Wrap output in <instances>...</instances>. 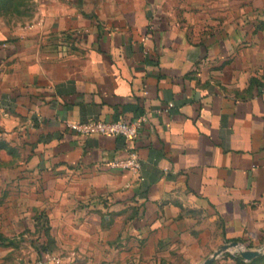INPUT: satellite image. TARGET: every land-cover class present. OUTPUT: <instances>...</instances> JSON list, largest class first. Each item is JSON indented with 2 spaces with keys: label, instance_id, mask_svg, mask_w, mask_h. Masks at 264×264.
<instances>
[{
  "label": "crops",
  "instance_id": "1",
  "mask_svg": "<svg viewBox=\"0 0 264 264\" xmlns=\"http://www.w3.org/2000/svg\"><path fill=\"white\" fill-rule=\"evenodd\" d=\"M38 1L0 19V264H264L205 263L264 246V0Z\"/></svg>",
  "mask_w": 264,
  "mask_h": 264
},
{
  "label": "built area",
  "instance_id": "2",
  "mask_svg": "<svg viewBox=\"0 0 264 264\" xmlns=\"http://www.w3.org/2000/svg\"><path fill=\"white\" fill-rule=\"evenodd\" d=\"M144 120V115H138L130 119L119 117L114 119L86 118L83 120H67L66 124L79 134H113L120 135L125 139H132L137 135ZM108 164L111 167H119L127 169L132 173H137L140 168V159L137 151L134 148H129L126 155L111 159L108 161ZM244 248L246 246L240 241L234 246V250L239 253Z\"/></svg>",
  "mask_w": 264,
  "mask_h": 264
},
{
  "label": "rangeland",
  "instance_id": "3",
  "mask_svg": "<svg viewBox=\"0 0 264 264\" xmlns=\"http://www.w3.org/2000/svg\"><path fill=\"white\" fill-rule=\"evenodd\" d=\"M38 2V0H0V19L11 26L31 22ZM62 257L65 259L64 264H84L90 258L88 255L77 253V250L70 249L63 252Z\"/></svg>",
  "mask_w": 264,
  "mask_h": 264
},
{
  "label": "water",
  "instance_id": "4",
  "mask_svg": "<svg viewBox=\"0 0 264 264\" xmlns=\"http://www.w3.org/2000/svg\"><path fill=\"white\" fill-rule=\"evenodd\" d=\"M238 244L237 240H232L229 242H226L222 244L219 248H217L211 256H209L206 260L205 263H208L209 261L212 260V258L221 250L228 248L230 246H236ZM264 253V246L261 248H255V249H249V248H244L240 250V254L244 256L245 258H252L257 255H261Z\"/></svg>",
  "mask_w": 264,
  "mask_h": 264
}]
</instances>
